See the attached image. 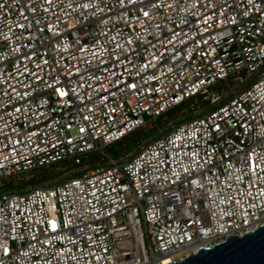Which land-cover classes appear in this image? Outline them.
I'll list each match as a JSON object with an SVG mask.
<instances>
[{
  "label": "built area",
  "instance_id": "2783aa9c",
  "mask_svg": "<svg viewBox=\"0 0 264 264\" xmlns=\"http://www.w3.org/2000/svg\"><path fill=\"white\" fill-rule=\"evenodd\" d=\"M0 5V264H172L264 224V0Z\"/></svg>",
  "mask_w": 264,
  "mask_h": 264
},
{
  "label": "water",
  "instance_id": "95a60500",
  "mask_svg": "<svg viewBox=\"0 0 264 264\" xmlns=\"http://www.w3.org/2000/svg\"><path fill=\"white\" fill-rule=\"evenodd\" d=\"M172 264H264V224L242 237H229Z\"/></svg>",
  "mask_w": 264,
  "mask_h": 264
},
{
  "label": "trees",
  "instance_id": "16d2710c",
  "mask_svg": "<svg viewBox=\"0 0 264 264\" xmlns=\"http://www.w3.org/2000/svg\"><path fill=\"white\" fill-rule=\"evenodd\" d=\"M183 108H177L173 109L165 114L164 117H161L159 119H156L155 121L152 122L151 127H146L142 128L139 130L134 131L133 133L129 134L126 136L121 142L118 144L124 148V151L119 153V154H113L112 157L117 158L119 155H125L128 152L132 151L133 149L136 148L138 144H140L142 141L146 139H155L159 135L166 133L170 130V127L167 126L169 122H173L174 124H177L179 121H176V119L180 116H182ZM153 126V127H152ZM160 131V133H159ZM116 144V145H118ZM93 158H96L94 156ZM76 167L72 161H67V162H58L53 164L52 166L48 168H43L39 170H34L30 173L21 175V177H26L27 175L30 176V178L27 181L21 182L19 188H26V187H35V186H41L44 183L47 182H53L52 179L54 175H59L60 172L58 173H50L51 170H56V169H64V172H69L73 170ZM50 169V170H46ZM77 175H80V173H69L66 178H72ZM11 180V179H10ZM62 179L57 180L56 182L61 181Z\"/></svg>",
  "mask_w": 264,
  "mask_h": 264
},
{
  "label": "rangeland",
  "instance_id": "374dc122",
  "mask_svg": "<svg viewBox=\"0 0 264 264\" xmlns=\"http://www.w3.org/2000/svg\"><path fill=\"white\" fill-rule=\"evenodd\" d=\"M187 109H188V107H184L183 108V111L185 112V111H187ZM171 122H169L168 124H167V126L168 127H170V124ZM152 124V123H151ZM151 127V125L149 126V128ZM153 127V126H152ZM124 151V148H122V146L121 145H114V146H112L111 148H108V149H106V153L108 154V155H110V156H112L113 154H119V153H121V152H123ZM46 170H50V169H46ZM58 173V172H60L59 173V175H54V177H53V179H52V181L53 182H56L57 180H59V179H63L64 177H66V175L69 173V172H64V169H62V170H60V169H56V170H51V172L50 173ZM30 178V176L29 175H27L26 177H21V176H19V177H14V178H12L11 180L9 179L8 180V182H9V184L10 185H13V186H20L21 184V182H23V181H27L28 179ZM5 182H7V180L5 181ZM7 182V183H8Z\"/></svg>",
  "mask_w": 264,
  "mask_h": 264
},
{
  "label": "snow or ice",
  "instance_id": "6c2138e0",
  "mask_svg": "<svg viewBox=\"0 0 264 264\" xmlns=\"http://www.w3.org/2000/svg\"><path fill=\"white\" fill-rule=\"evenodd\" d=\"M49 2H50V0H49ZM0 7H3V5H0ZM144 15L147 16L148 13H147V12H144ZM132 87H135V86L133 85ZM57 92H58L59 95H61V96L66 95V93L63 92V91H61L60 89H57ZM81 131H83V129H81ZM49 223H50L52 229L55 230V228H56V223H55L54 221H50Z\"/></svg>",
  "mask_w": 264,
  "mask_h": 264
},
{
  "label": "bare ground",
  "instance_id": "6f19581e",
  "mask_svg": "<svg viewBox=\"0 0 264 264\" xmlns=\"http://www.w3.org/2000/svg\"><path fill=\"white\" fill-rule=\"evenodd\" d=\"M166 263V262H165Z\"/></svg>",
  "mask_w": 264,
  "mask_h": 264
}]
</instances>
